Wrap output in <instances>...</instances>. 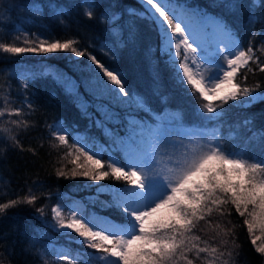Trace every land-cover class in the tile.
<instances>
[{"label":"snow or ice","instance_id":"obj_1","mask_svg":"<svg viewBox=\"0 0 264 264\" xmlns=\"http://www.w3.org/2000/svg\"><path fill=\"white\" fill-rule=\"evenodd\" d=\"M84 2L86 17L93 19V9L98 5L95 0ZM240 2L215 0L213 6L222 7L231 14L238 11ZM139 3L142 10L129 9V16L146 21L157 33L158 50L175 85L196 101L194 113L199 123L191 127L185 124L180 112L167 118L155 113L144 97L126 89L119 72L107 68L86 49L77 48L75 39L62 42L28 34L23 40L26 46L0 42V52L11 55L71 53L77 59L73 61L72 56L68 59L76 69L80 67L79 58L87 57L91 62L85 66L90 76L83 80L84 91L92 97L91 103L83 100L77 82L62 70L44 68L38 74L27 73L22 78L35 82L50 76L54 82L62 84L66 92L78 97L77 106L102 131L107 144L100 143L97 138H92V143L88 144V138L81 135L69 143L67 129L54 124L50 131L59 145L53 147L69 149L65 156L72 157L69 161L74 165L70 170L72 177L81 176L98 185L95 195L86 200L95 204L101 193L108 192L112 199L100 201L101 207L115 208L121 218L117 222L96 213L85 215V204L79 201L74 202L65 215L63 206L58 203L51 208L55 232L93 251L72 250L55 244L48 247L58 261L66 264H80L85 259L92 264H177L178 260L193 264L186 257V252L190 251H194L197 258H201L200 253H207L213 257L207 264H214L224 253L217 256L218 249L202 241L194 230L201 221L211 227L213 213L224 215L221 206L230 202L241 217H246L244 224L255 251L264 256V156L253 151L255 143L264 140V132H252L241 146L235 143L239 139L235 128H229L227 133L223 131L227 112L224 106L229 102H238L241 107L264 102V92L258 91L260 83L253 86L245 83L247 72L255 73L257 69L264 72V61L256 55L252 38L245 49L223 16H213L176 0H139ZM262 6L264 0H248L245 27L249 32L260 22L256 8ZM114 7L105 8L99 17L101 23L108 25L112 38V43L102 45L101 50L107 48L112 59L116 58L118 49L136 40L135 21L129 20L125 40L124 27L118 23L122 13L112 11ZM42 9L41 4L33 5L36 14L42 15ZM49 9L54 16L66 11L51 3ZM16 39H20L19 34ZM258 50L264 52V46ZM242 68L247 72L240 76ZM153 80L154 92L159 95V74L155 70ZM24 87L27 88V84ZM161 99L166 103V96ZM25 104L31 109L32 103L25 97L21 107L0 109V117L24 115ZM90 107L100 114L99 118L87 111ZM117 107L124 110L123 118L115 111ZM141 111L148 114L153 123L138 120L137 113ZM9 122L17 129L28 127L23 119ZM251 122L245 119L242 123L248 126ZM109 125L122 128L114 129ZM3 132L9 133L7 139L15 140L12 129H3ZM4 138L0 135V139ZM116 153L120 154L119 159ZM56 174L58 177L68 175L63 169ZM106 179L122 181L123 185L98 184ZM36 199L30 190L22 200L0 204V212L20 203L34 204ZM37 211L41 215L44 213L43 207Z\"/></svg>","mask_w":264,"mask_h":264},{"label":"trees","instance_id":"obj_2","mask_svg":"<svg viewBox=\"0 0 264 264\" xmlns=\"http://www.w3.org/2000/svg\"><path fill=\"white\" fill-rule=\"evenodd\" d=\"M95 2L98 7L93 9L94 18L88 19L85 15L87 8L84 0H0V42L26 46L23 40L28 34H39L50 40L58 39L62 42L75 39L78 41L75 45L77 48L86 49L107 68L119 72L126 89L130 93L134 92L144 97L155 113L164 115L180 112L185 124L199 123L194 113L196 101L175 85L170 70L163 63V57L158 51L157 33L146 21L129 16L128 9L137 11L141 9L137 0ZM190 2L205 7L216 16H223L242 40L246 37L248 40L252 38V47L256 55L264 61V52L258 50L264 46V6L256 8V13L261 19L255 24L253 31L249 32L245 27L249 11L248 0H241L238 11L231 14L225 12L222 7H214L215 0ZM50 3L63 7L66 11L63 15L54 16L49 9ZM35 4L43 5L42 15L33 11ZM110 5H115L112 11L122 13L118 23L124 27L125 40L128 37L129 20L135 21L136 29L135 43H128L118 49L115 59L110 58L107 48L101 50L102 45L112 43L107 30L108 25L99 20L101 13ZM17 34L19 40L16 39ZM149 48L156 51L150 53ZM69 56L72 54L64 52L44 56L36 53L11 55L0 52V109L21 107V101L25 97L32 103L31 109L27 104L24 105V115L20 117L7 115L0 117V135L5 137L0 139V204L16 199L22 200L30 194V190L37 196L34 204L20 203L0 212V264H45V261L48 264H66L64 261L51 258L50 253L43 249V245L38 242L42 239L38 236L37 230L49 229L47 224L51 221V208L57 201L63 200L60 195L82 197L87 193H93V187L97 185H92L93 181L81 176L72 177L70 170L74 165L69 163L72 157L65 156L69 149L64 146L53 147L54 144L59 145L50 131V126L56 121H62L69 129L67 136L69 143L73 140L74 131L98 132L99 139L105 140L102 131L97 129L77 106L78 97L74 93L66 92L64 86L54 82L50 76L32 82L11 71L15 64L33 65L39 59H43L51 69L62 70L74 78L79 85L80 96L85 95L89 102L91 96L84 91L83 80L90 76L85 66L91 62L87 57L79 58L80 67L76 69L73 63H70ZM76 59L72 56L73 61ZM250 66L256 69V65L251 62ZM91 67L95 68V65ZM153 70L159 74V95L154 92ZM40 71L41 69L31 73L38 74ZM239 72L242 76L247 69L242 68ZM245 83L248 86L260 83L261 88L258 91L264 92V72L258 69L255 73L247 72ZM25 84L27 88L24 87ZM161 96L167 97L166 103L162 101ZM224 108L227 112L223 131L227 133L229 128H235L239 136L235 141L237 145H243L252 132H264V102L240 109L229 102ZM93 109L90 107L87 111L94 117L98 116ZM116 109L123 118V109L118 107ZM165 109L168 111H164ZM137 115L151 118L142 111ZM20 119L27 122V129L23 126L17 129L9 122ZM245 119H251V124L244 126L242 122ZM110 126L118 128V125ZM9 128L12 129L11 135L15 136V140L6 138L9 133L3 132V129ZM261 146H264V140L256 142L253 148L258 156H264ZM59 169L68 173L67 177H58L56 173ZM98 184L121 186L123 182L106 179ZM85 185L92 186L88 188L84 187ZM41 207L44 209L43 215L37 211ZM221 207L224 215L214 212L211 227L201 221L194 230V234L202 241H207L209 246L218 249L217 256L220 252L224 253L214 260V264H224V261H227V264H264V256L255 251L252 237L249 236L247 226L244 224L246 217H241L230 202ZM102 212L117 222L121 218V213L115 208H105ZM64 242L68 243L72 250L90 251L80 244ZM259 243L260 241H257V244ZM186 257L192 260L193 264H207L208 260H213L207 253H200L201 258H197L194 251L186 252ZM80 264H92V261L85 259L81 260ZM177 264H186V260H178Z\"/></svg>","mask_w":264,"mask_h":264},{"label":"rangeland","instance_id":"obj_3","mask_svg":"<svg viewBox=\"0 0 264 264\" xmlns=\"http://www.w3.org/2000/svg\"><path fill=\"white\" fill-rule=\"evenodd\" d=\"M137 2H138V4L140 5V3H139V0H137ZM176 2L177 3H179V4H184V5H187V6H189L190 8H199V9H202V10H204V11H206L207 13H209V14H211V15H213V16H216L213 12H210V11H208L205 7H202V6H198V5H196V4H191V2H190V0H176ZM140 8H141V5H140ZM129 10V9H128ZM140 10H142V8L140 9ZM139 10V11H140ZM208 31L209 32H211L212 31V29L211 28H209L208 29ZM158 36V35H157ZM238 36V35H237ZM239 37V36H238ZM239 39H240V41H241V43H242V46L246 49L247 47H248V45H249V40L247 39V37L246 38H244V40H242L240 37H239ZM158 47H159V38H158ZM159 51V50H158ZM160 53V52H159ZM43 56L44 55H47V54H42ZM40 56H41V54H40ZM45 62V60H43V59H39L35 64H33V65H24V64H15V65H13L12 66V68H11V71L13 72V73H15L16 75H18L19 77H23L25 74H27V73H31L32 71H37V70H42V69H44V68H51L50 66H48L47 64H45L44 63ZM17 76V77H18ZM73 80H75L74 78H72ZM76 81V80H75ZM77 82V81H76ZM111 86V85H110ZM81 97H83V100L84 101H87L88 102V100H87V98H86V96L85 95H82ZM243 99H246V98H243ZM90 101H89V103L90 102H92V97H90V99H89ZM233 102H231V104H232ZM233 106L234 107H236L237 109H240V108H244V107H241L240 106V104L238 103V102H236V103H233ZM92 111H95V109H93ZM115 111H117V112H119L120 113V111L119 110H117L116 108H115ZM123 112H122V114H123V116H124V110H122ZM96 112V111H95ZM174 113H176V112H174ZM99 113H98V116H96L95 115V117H97V118H99ZM163 115V114H162ZM172 114L171 113H165L163 116L164 117H169V116H171ZM137 119L139 120V119H143V120H145L146 122H148V123H153V121H152V119L151 118H149V117H145V116H139V115H137ZM54 124H59V125H61L63 128H66L67 129V133H68V131H69V129L66 127V125L62 122V121H56V122H54L52 125H54ZM51 125V126H52ZM187 126H189V127H191L192 125H188V124H186ZM109 127L110 128H112L110 125H109ZM118 128H122V126L121 125H118ZM77 135H81V136H86L88 139H87V143L88 144H91L92 143V138H97L98 140H99V142L100 143H104V144H107V141H106V139L105 140H101V139H99V137H98V132H91V133H85V132H81V131H74L73 132V135H72V137H73V139L77 136ZM120 135H124V132H123V130H121L120 131ZM238 145H240V144H238ZM242 146V145H241ZM116 155V157H117V159H119L120 158V154L119 153H116L115 154ZM105 158L107 159V154H105ZM92 185H94L95 186V184L94 183H92ZM92 185H90V186H92ZM99 185H106V184H99ZM98 185H96L95 187H93V193H87V194H85L84 196H82V197H79V196H69V195H67V194H62V195H60V197H61V199L63 198V200H59V201H57L53 206H56L58 203L60 204V205H62L63 206V208H64V213H65V215H67V210H68V208L69 207H71L72 205H73V203L74 202H83L84 204H85V208H84V212H85V215H90V214H92V213H96L97 215H99V216H102V217H109L110 219H112L110 216H108V215H106V214H104L102 211L105 209V208H102L101 207V204H100V201H104V202H109V201H111V199H112V197H111V195L108 193V192H103V193H101L100 194V196H99V199H98V201L95 203V204H92V203H89L87 200H86V197H89V196H94L95 195V188L97 187ZM116 187H118V186H116ZM104 195H105V197H104ZM52 206V207H53ZM94 208V209H93ZM54 221H53V219H52V212H51V221L49 222V224H47V227L50 229H47V228H38V230H37V234H38V236L40 237V239H42V241H38V242H40L42 245H43V249L45 248L47 251H48V253H50V256H51V258H54V259H57L56 258V256H55V253H54V251L53 250H51V249H49V245L50 244H55L57 247H66V248H70L68 245V243H66V242H64V241H69L65 236H63V235H59V234H57L56 232H55V230H54V228L52 227V225H54ZM71 235L73 236V237H75V239L78 241L79 240V237H77L76 236V234L75 233H71ZM61 239V240H60ZM69 242H71V241H69ZM73 244H78V243H76V242H73ZM71 249V248H70ZM90 251L89 252H92L93 250L92 249H89Z\"/></svg>","mask_w":264,"mask_h":264}]
</instances>
